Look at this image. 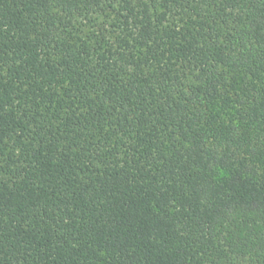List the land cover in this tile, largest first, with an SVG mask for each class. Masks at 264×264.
<instances>
[{
	"label": "trees",
	"instance_id": "trees-1",
	"mask_svg": "<svg viewBox=\"0 0 264 264\" xmlns=\"http://www.w3.org/2000/svg\"><path fill=\"white\" fill-rule=\"evenodd\" d=\"M0 264H264V0H0Z\"/></svg>",
	"mask_w": 264,
	"mask_h": 264
}]
</instances>
